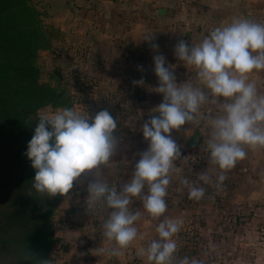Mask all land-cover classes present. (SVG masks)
Wrapping results in <instances>:
<instances>
[{
	"label": "clouds",
	"instance_id": "9594fccd",
	"mask_svg": "<svg viewBox=\"0 0 264 264\" xmlns=\"http://www.w3.org/2000/svg\"><path fill=\"white\" fill-rule=\"evenodd\" d=\"M174 52L180 61L196 70L197 79L208 91L189 82L178 84L174 72L165 66V57H153L159 81L155 92L163 95V101L155 108L156 114L142 124L149 147L139 154L130 182L119 190L102 178L103 166L115 155L118 145L117 117L107 109L94 116L67 107L41 112L27 145L25 155L35 170L32 187L40 196H65L82 174L91 177L86 188L87 208L111 210L103 224V235L115 246L110 251H100L112 256L120 255L138 237L134 225L141 219V212L130 210L132 198L141 199L144 210L153 218L167 210V187L176 170L174 162L181 158L180 146L171 135L173 131L208 120L211 131L204 142L205 150L210 152L211 163L221 170L216 182L218 189L226 179L223 172L246 158L245 146L264 147V95L258 94L255 82H249L254 70H264V24L249 18L234 19L215 27L196 45L179 40ZM133 83L143 85L144 81ZM209 103L218 105L219 116L209 119L201 113V106ZM199 178L211 182L207 172L199 174ZM182 183L188 187L190 199L198 201L205 196L203 187L190 185L187 178ZM182 224V220L173 219L159 223V239L144 250L148 261L176 264L174 254L178 245L173 237ZM39 264L50 261L39 259ZM178 264L201 262L184 257Z\"/></svg>",
	"mask_w": 264,
	"mask_h": 264
},
{
	"label": "rangeland",
	"instance_id": "374dc122",
	"mask_svg": "<svg viewBox=\"0 0 264 264\" xmlns=\"http://www.w3.org/2000/svg\"><path fill=\"white\" fill-rule=\"evenodd\" d=\"M131 2L132 0H31L32 6L39 14L42 26L56 27L63 32L60 39L51 40L46 47L39 48L35 56L34 62L39 69V84L55 90L61 97L57 101L58 106L46 105L39 109L37 111L38 118L41 112H54L58 108L65 107L75 108L90 116H94L100 110L107 109L114 117H117L118 127L115 135L118 137V142L124 144V147H128L126 149L129 152L133 149L137 150L138 147L144 149L149 147V142L143 137L142 124L156 114L155 108L163 101V95L155 92L159 81L154 73L153 57L159 54L165 57V66L174 72L178 84L189 82L208 91L197 79L196 70L176 57L174 48L181 39L190 45L202 42L211 30L219 27L218 18L220 16L229 17L233 14L232 10L227 7L228 4H225V9L219 0H200L195 5L186 8L185 11H182L178 6L180 14L192 18L188 26L182 22L183 20L181 21L183 24L181 30L183 31L185 28L191 33L190 39H186L182 32H179V35H172L166 32L167 30L163 26L150 27V29L146 23L142 24L140 30H132ZM252 14L259 17L255 11H252ZM91 17H93L92 21ZM102 17L106 18L107 26L104 29L109 30L108 36L101 33ZM257 23L263 24L264 20L261 21L258 18ZM133 33L140 35L139 39L134 37ZM154 44L158 45L157 49L153 48ZM106 45L109 46L110 51L107 52V63H103L101 58L104 59V52L101 49H106ZM90 46L94 48V53ZM106 74L108 81L110 78L116 79V81H103V76ZM252 76L262 77V86L264 87V70H254ZM133 77L136 80L143 79V85L134 84L131 80ZM220 99L222 101V98ZM200 111L209 119L221 114L218 105L210 103L202 105ZM210 130L208 120H202L198 125L186 124L180 131L186 134V138L182 136L183 139H190L197 131L201 133ZM171 135L175 139L180 136V133L173 131ZM180 145V150L187 148L185 141H183V145ZM260 148L264 153V147ZM213 166L211 161L194 167L174 165L176 170L171 173L173 181L168 185L167 192L170 191L172 194L178 195L175 197L177 203L196 205L209 198L212 200L211 202L220 203L221 200L222 203L227 204L233 186V181L229 180L228 176L230 170L223 172L226 179L218 189L216 187L217 170ZM117 171H123L124 177L126 176V178L118 180L115 175L117 184L119 183L122 187L130 182L127 180L131 171L134 172L132 168L117 169L115 173ZM204 172H207L211 177L210 183H205L199 178V174ZM183 177L188 179L190 185L203 187L205 196L198 201L190 199L188 187L182 183ZM113 185L109 184V186ZM78 192L85 193L80 189ZM70 193L73 195L74 191L68 194ZM168 195L171 194H167L165 198L169 197ZM134 199L132 198V201ZM70 204L71 201H68L67 207ZM60 206L52 217L56 237L58 224L64 222L68 224L69 220L73 218L68 211H65L66 213L59 212ZM0 219L1 223L4 222L2 227L6 229L5 234H2L0 230V239L12 236L15 228L11 229L7 222ZM260 225L262 228H254L256 235L253 236L252 244L238 245V256L232 264L234 262L235 264H264V252L261 251H264V244H260L264 242V222ZM201 234L202 232H198L196 229H187L186 232L185 230L182 232L184 239L177 244L176 263L184 257H188L190 261L195 258L201 264L216 262L213 260V252L216 249L212 243V229H207L206 234L210 238L207 236L203 243L200 240ZM68 249V246L57 237L50 252V264H66L64 262H67ZM5 258L6 260L0 257V264H7L6 261L10 255ZM130 260H133L132 264H138L136 259ZM116 261L119 260L109 258L108 264L118 263ZM12 263L19 264V260L12 258Z\"/></svg>",
	"mask_w": 264,
	"mask_h": 264
},
{
	"label": "crops",
	"instance_id": "0c3cea01",
	"mask_svg": "<svg viewBox=\"0 0 264 264\" xmlns=\"http://www.w3.org/2000/svg\"><path fill=\"white\" fill-rule=\"evenodd\" d=\"M219 2L223 4L222 7L228 4L227 7L233 13L229 17L220 16L218 18L219 26L231 23L234 19L244 18L245 13L256 22L258 18L261 21L264 20V0H219ZM131 5L132 30H140L142 24L146 23L149 28L163 26L167 30L166 32L172 35H179V32H182L186 39H190V31L185 28L182 31L181 28L183 27L181 26H183L182 22L188 26L192 18L184 17L178 12L177 0H132ZM252 11L257 12L259 17L253 15ZM92 19L93 17H91V21ZM105 21L106 18L102 17L101 33L108 36L110 32L104 29L107 26ZM132 35L137 39L140 37L137 33ZM90 49L93 53L95 52L92 46H90ZM101 51L104 52V59L101 58V62L107 63L108 59L106 57H108L107 52L110 51L109 46L106 45V49L102 48ZM131 80L138 81L134 77ZM262 80V77L252 76V73L249 75V82H255L259 95H264ZM103 81L115 82L116 79L110 78L108 81V75L106 74L103 76ZM210 131L199 132L201 142L210 138ZM179 133L180 136H177L175 140L181 148L180 144L183 145V141H185L187 146V142L196 132L190 139H183L182 136L186 138V134L183 131H178ZM245 147L247 151L246 158L237 161L235 167L230 169V173H228L229 180L233 181V186L231 187L230 200L227 204L222 203L221 200L220 203L211 202L212 200L209 198L206 199L207 201L203 200L196 205H188L183 202L177 203V198L175 197H178V195L169 191L167 194L171 195L165 198L167 204L166 212L159 218H153L144 210L142 200L135 198L129 208L132 211L139 210L141 212V219L135 222L134 225L138 229V237L127 248L122 249L121 254L118 256H112L108 252L100 251V249L110 251L115 246L114 242H109L103 235V224L111 210L99 206L96 209L87 208L88 192L86 188L91 177H86L82 174V177L74 183L73 189L70 190V192L74 191L73 195L70 193L64 197L59 210V212L64 213L68 211L70 216H73L68 224L65 222L58 224L56 229L57 237L69 248V254H66L67 262L64 263L108 264V259L114 258L119 260L116 261L118 262L116 264H132L133 260L131 261L130 259H136L138 264H154V262L147 260L144 250L149 247L153 240L159 239L156 231L159 223L165 219H173L183 221L181 230L173 237L177 244L184 239L182 235L184 230L186 232L187 229H196L198 232H202V237H200L201 239L198 237V240H202L203 243L207 236L210 238L206 234L207 229H212V243L216 249L213 252V260L216 261L214 264H232L238 256V245L247 246L252 244L253 236L256 235L254 228H262L260 224L264 222V153L260 147ZM126 148L128 147H124V144L118 142L115 155L103 166L102 178L108 184L116 185L118 190L121 186L115 182V175H117L118 180H122L126 176L124 177L123 171H117V174L115 171L117 169L126 170L131 168L135 170V165L140 159L139 154L148 149L138 147L137 150L133 149L129 152ZM213 167L217 170L216 174L219 176L221 174L219 167L217 165ZM132 175L133 171H131L130 179L128 178L127 181L131 180ZM184 179L185 177H183ZM78 189L85 191V193L78 192ZM68 201H71V204L67 207ZM84 208L85 210H82ZM260 244H264V242ZM261 251L264 252L263 250Z\"/></svg>",
	"mask_w": 264,
	"mask_h": 264
},
{
	"label": "trees",
	"instance_id": "16d2710c",
	"mask_svg": "<svg viewBox=\"0 0 264 264\" xmlns=\"http://www.w3.org/2000/svg\"><path fill=\"white\" fill-rule=\"evenodd\" d=\"M62 35L59 28L42 26L31 0H0V218L15 228L12 236L0 239V257L10 255L7 264L12 258L19 264L49 260L57 241L52 217L66 195L36 193L35 170L25 153L39 121L37 111L58 106L61 98L39 84L35 56ZM3 223L0 219L5 234Z\"/></svg>",
	"mask_w": 264,
	"mask_h": 264
},
{
	"label": "built area",
	"instance_id": "2783aa9c",
	"mask_svg": "<svg viewBox=\"0 0 264 264\" xmlns=\"http://www.w3.org/2000/svg\"><path fill=\"white\" fill-rule=\"evenodd\" d=\"M200 0H177V4L182 11L198 3ZM206 143H201L200 146L193 149H181V158L174 162V165L179 167H194L203 162L210 161V152L205 150Z\"/></svg>",
	"mask_w": 264,
	"mask_h": 264
},
{
	"label": "water",
	"instance_id": "95a60500",
	"mask_svg": "<svg viewBox=\"0 0 264 264\" xmlns=\"http://www.w3.org/2000/svg\"><path fill=\"white\" fill-rule=\"evenodd\" d=\"M244 18H249L251 20H253L252 17H250L248 14H244L243 16ZM201 144V137H200V133L199 132H196L194 134V136L187 142V148L188 149H193V148H196L198 146H200Z\"/></svg>",
	"mask_w": 264,
	"mask_h": 264
}]
</instances>
